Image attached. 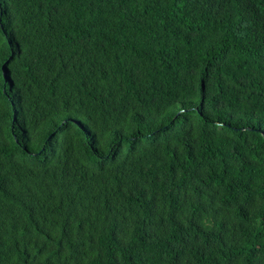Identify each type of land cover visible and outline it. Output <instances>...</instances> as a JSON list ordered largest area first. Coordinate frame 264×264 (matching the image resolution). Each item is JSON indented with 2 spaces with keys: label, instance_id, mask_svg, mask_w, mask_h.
Segmentation results:
<instances>
[{
  "label": "trees",
  "instance_id": "obj_1",
  "mask_svg": "<svg viewBox=\"0 0 264 264\" xmlns=\"http://www.w3.org/2000/svg\"><path fill=\"white\" fill-rule=\"evenodd\" d=\"M0 264H264V0H0Z\"/></svg>",
  "mask_w": 264,
  "mask_h": 264
}]
</instances>
